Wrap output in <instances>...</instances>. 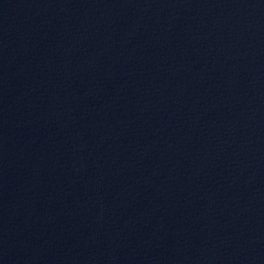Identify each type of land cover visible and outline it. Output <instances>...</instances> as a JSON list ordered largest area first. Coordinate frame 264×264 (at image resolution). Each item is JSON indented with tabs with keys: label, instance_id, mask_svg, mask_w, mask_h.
Returning a JSON list of instances; mask_svg holds the SVG:
<instances>
[{
	"label": "water",
	"instance_id": "95a60500",
	"mask_svg": "<svg viewBox=\"0 0 264 264\" xmlns=\"http://www.w3.org/2000/svg\"><path fill=\"white\" fill-rule=\"evenodd\" d=\"M0 264H264V0H0Z\"/></svg>",
	"mask_w": 264,
	"mask_h": 264
}]
</instances>
